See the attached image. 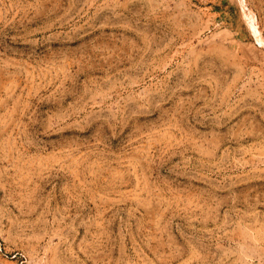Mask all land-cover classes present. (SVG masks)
<instances>
[{
    "label": "rangeland",
    "instance_id": "rangeland-1",
    "mask_svg": "<svg viewBox=\"0 0 264 264\" xmlns=\"http://www.w3.org/2000/svg\"><path fill=\"white\" fill-rule=\"evenodd\" d=\"M0 264H264V0H0Z\"/></svg>",
    "mask_w": 264,
    "mask_h": 264
}]
</instances>
